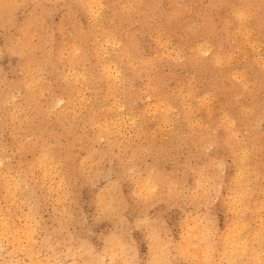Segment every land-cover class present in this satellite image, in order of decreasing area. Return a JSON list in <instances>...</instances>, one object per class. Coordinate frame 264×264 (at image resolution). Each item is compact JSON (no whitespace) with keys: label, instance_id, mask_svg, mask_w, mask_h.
I'll return each instance as SVG.
<instances>
[{"label":"clouds","instance_id":"1","mask_svg":"<svg viewBox=\"0 0 264 264\" xmlns=\"http://www.w3.org/2000/svg\"><path fill=\"white\" fill-rule=\"evenodd\" d=\"M0 264H264V0H0Z\"/></svg>","mask_w":264,"mask_h":264}]
</instances>
